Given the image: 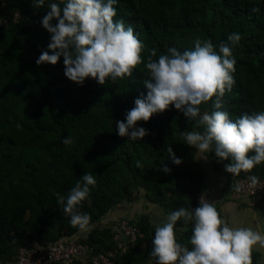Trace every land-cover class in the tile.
<instances>
[{
    "label": "trees",
    "instance_id": "trees-1",
    "mask_svg": "<svg viewBox=\"0 0 264 264\" xmlns=\"http://www.w3.org/2000/svg\"><path fill=\"white\" fill-rule=\"evenodd\" d=\"M66 2V0H63ZM32 7V0H0V261L14 262L26 244H47L81 232L70 225V217L57 203L56 194L67 197L85 173L94 175L89 196L78 210L91 217L90 231L78 241L95 250L113 248V225L96 224L139 188L168 215L179 208L199 206L208 174L181 132H204L197 120L186 118L170 105L148 122H138L148 135L136 141L120 137L116 121L125 120L134 101L147 88L144 63L131 77L100 85L88 78L78 85L64 75L63 57L56 65L37 66L47 50L51 34L42 19L50 3ZM117 16L131 26L148 49L155 48L158 60L169 48L180 52L194 48L195 41L211 40L218 51L232 33L241 35L232 47L236 60L231 91L221 98V111L233 121L242 114L264 111V0H117ZM55 26L58 21L52 20ZM51 54V53H50ZM215 100V97L213 98ZM201 115L215 111L213 101L200 105ZM71 137L73 143L63 140ZM171 147L182 163L173 162ZM249 155H252L250 153ZM213 167L220 160L208 152ZM139 163L140 167L137 166ZM167 168L170 171L165 172ZM264 180V163L249 173ZM264 196V195H262ZM251 197V196H249ZM248 197V198H249ZM220 214L219 207H216ZM221 217V215H220ZM142 232L138 241L118 257V264H155L150 257L156 224L148 215L129 219ZM96 225V226H95ZM162 225V224H161ZM95 226V227H94ZM193 222H177V242L187 245ZM87 261L76 260L73 264ZM253 264H264L261 252L252 249ZM89 263V262H88Z\"/></svg>",
    "mask_w": 264,
    "mask_h": 264
},
{
    "label": "clouds",
    "instance_id": "clouds-1",
    "mask_svg": "<svg viewBox=\"0 0 264 264\" xmlns=\"http://www.w3.org/2000/svg\"><path fill=\"white\" fill-rule=\"evenodd\" d=\"M116 4L117 0H66L63 7L50 3L41 23L51 38L47 50L36 60L37 66L56 65L63 57L65 77L82 86L88 78L100 85L107 81L115 83L131 77L133 70L144 63L147 71L143 83L148 91L134 101L135 107L126 113L125 120L115 122L120 137L143 139L148 132L138 122H148L154 114L163 113L172 105L186 118H198L197 127L204 126L203 133L181 132L186 144L200 152L214 150L222 161L230 159L224 165L226 172L239 176L264 163V111L245 113L233 121L228 112L220 110L221 98L235 83L232 47L240 42L241 35H228V43H221L218 51L211 40L197 39L193 49L180 52L169 48L168 54L160 55L158 60L153 59L157 51L151 48L145 63L142 59L145 45L134 29L126 27L123 20H114ZM44 6L45 0H32V7ZM53 19L58 21L55 26L51 23ZM209 101H213L216 110L201 115L200 105ZM63 143L71 145L72 138H65ZM167 151L175 164L182 163L171 147ZM137 166L140 167L139 163ZM249 180L253 187L260 183L255 175ZM235 182L233 195L248 198L235 195L234 189L240 190ZM96 183L94 175L87 172L67 197L56 194L57 203L70 217V225L81 232L90 231L91 217L81 213L78 206ZM252 197L258 196L249 198ZM216 203L202 197L198 207H181L171 212L162 225H157L149 254L155 264H253L252 249L257 245L264 248V235L251 228L229 227L221 219ZM180 220L185 224L193 222L191 250L177 242L175 226Z\"/></svg>",
    "mask_w": 264,
    "mask_h": 264
},
{
    "label": "built area",
    "instance_id": "built-area-1",
    "mask_svg": "<svg viewBox=\"0 0 264 264\" xmlns=\"http://www.w3.org/2000/svg\"><path fill=\"white\" fill-rule=\"evenodd\" d=\"M249 177L236 179L235 186L240 190L235 191L239 196L264 195V180H259L258 186H251ZM201 193V194H200ZM198 194V202L203 197L208 202L214 201L204 195ZM113 240L115 245L107 250L97 251L93 246L77 239L64 237L47 244H26L21 246L16 255V264H73L76 260H85L90 264H118V257L126 253L130 246L134 245L142 236V232L129 219L115 221Z\"/></svg>",
    "mask_w": 264,
    "mask_h": 264
},
{
    "label": "rangeland",
    "instance_id": "rangeland-1",
    "mask_svg": "<svg viewBox=\"0 0 264 264\" xmlns=\"http://www.w3.org/2000/svg\"><path fill=\"white\" fill-rule=\"evenodd\" d=\"M196 154H197V159L200 160L201 163L205 166L207 174L209 176L207 179V186H210V183L211 185L214 184L217 186L214 190H209V192L207 193H205V191L204 192L202 191V193L204 195L209 196L212 200L217 199L218 203L220 200H222L221 198H218V195H221L223 199L227 197L232 200L233 198L237 199L232 193L234 187L233 178L230 173L225 171L224 168L225 164L218 162L217 170H215L212 161L209 159L208 152H200L198 150ZM145 193L146 190L140 187L139 190L134 192L131 198L124 200L116 208L108 212L99 222V224L96 225L100 228L110 225L112 222L111 221L108 222V220L111 217L114 218L117 217L118 212H121L122 209H128L130 210V212L133 213L131 214L132 216H129L130 217L129 219L134 220L139 218L140 215L146 214L149 216V218L154 224L156 225L163 224L166 221L168 214L163 209H161L157 204L150 202L146 197ZM258 198L260 202L262 201V203L259 205L261 206L263 205V209L260 208L261 206H257L253 208H246L243 210L240 209V211L235 210V212L231 213L232 216H230L232 228H251L255 231V228L253 227V219L256 218L260 226L264 229V196H258ZM242 199H248V198L245 197ZM259 201H257L256 203H260ZM225 208H228V206H226ZM228 212L231 211L228 209ZM228 212L227 215L229 214ZM179 231L180 229H175L176 237L180 235ZM87 232H84L82 234L83 237L87 235ZM253 248H260V246L257 245L254 246ZM262 257L264 258V254L262 255ZM0 264H14V262L0 261Z\"/></svg>",
    "mask_w": 264,
    "mask_h": 264
},
{
    "label": "crops",
    "instance_id": "crops-1",
    "mask_svg": "<svg viewBox=\"0 0 264 264\" xmlns=\"http://www.w3.org/2000/svg\"><path fill=\"white\" fill-rule=\"evenodd\" d=\"M208 177H207V179H208ZM216 187H217L216 185H214V184L211 185V183H210V186H207V180H206V182L204 184V187H203V192L205 191V193H207V192H209V190H214ZM218 198H221L222 200H220L219 203H218V200L215 199L214 201L217 200V203L214 206L215 207H219L221 219H223L225 221V223L229 227H231L230 216H232L231 215L232 212H235V210L240 211V209L243 210V209H246V208H253V207L261 206L259 204L262 203V201L261 202L259 201V198L258 197H252V198L241 199V200L239 198H237V199H234L233 198V200H232V199H229L228 197L225 198V199H223L221 195H218ZM257 201H259L260 203H256ZM226 206H228V208H225ZM260 208L263 209V205ZM228 209L231 212H228ZM224 210H225V213H224ZM227 212L229 213L228 215H227ZM120 213H122V214H120ZM131 214H133V213L130 212V210H128V209H122L121 212H118L117 217H115V218L114 217H111L108 220V222L111 221L112 223L110 225L111 226L112 225L114 226L116 220H119V219H129L130 218L129 216H132ZM253 227L255 228V231H257V232L261 233L262 235H264V229L260 226V224L258 223V221L256 220V218L253 219ZM83 233L84 232H79L73 238H78L79 236H83L82 235ZM253 249L256 250V251L261 252L262 255L264 254V248H261L260 247V248H253ZM82 264H90V263L85 262V263H82ZM148 264H153V263L149 262Z\"/></svg>",
    "mask_w": 264,
    "mask_h": 264
}]
</instances>
